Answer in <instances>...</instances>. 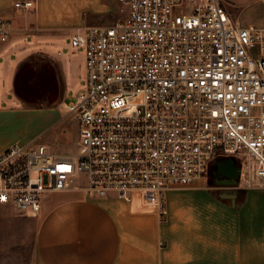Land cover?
Returning a JSON list of instances; mask_svg holds the SVG:
<instances>
[{"label":"built area","instance_id":"built-area-1","mask_svg":"<svg viewBox=\"0 0 264 264\" xmlns=\"http://www.w3.org/2000/svg\"><path fill=\"white\" fill-rule=\"evenodd\" d=\"M18 9L34 6L17 0ZM225 0H118L108 22L79 27L85 86L78 149L37 140L0 152V204L40 213L50 191L89 196L140 191L165 219V192L201 179L216 155L235 158L253 186L264 180V26L243 24ZM11 21L0 17V39ZM36 173V180H34Z\"/></svg>","mask_w":264,"mask_h":264},{"label":"crops","instance_id":"crops-1","mask_svg":"<svg viewBox=\"0 0 264 264\" xmlns=\"http://www.w3.org/2000/svg\"><path fill=\"white\" fill-rule=\"evenodd\" d=\"M16 1L0 0V17L11 21L8 39H0V152L33 140L49 146L46 137L58 127L63 142L64 112L76 100L65 99L79 75L63 49L54 47L59 37L107 20L118 5L33 0V7L18 9ZM41 40L44 46L37 44ZM28 85L38 94L25 92ZM218 156L201 179L166 190L165 219L140 191L132 200L113 191L89 196L86 175L80 186L48 192L36 216L0 204V264H264V180L250 187L239 175L234 182L221 171L230 156ZM19 220L33 223L31 247L12 238L10 225ZM17 249L27 253L11 256Z\"/></svg>","mask_w":264,"mask_h":264},{"label":"rangeland","instance_id":"rangeland-1","mask_svg":"<svg viewBox=\"0 0 264 264\" xmlns=\"http://www.w3.org/2000/svg\"><path fill=\"white\" fill-rule=\"evenodd\" d=\"M229 4L234 6L232 9L233 12L236 15L240 14V20L243 24H255L259 26H264V3H244V1L241 0H229ZM117 10V8H116ZM114 15L112 14L107 20L103 19L101 21H97L94 24L97 23H103L108 22L110 19H112ZM72 35H66L58 38L59 45L55 46V49H63L64 56L70 60V62L73 64V66L78 70L77 75H79L76 79V85L77 86H71L69 88L67 97L65 101L70 102L76 99L78 94L83 90L85 86V71L83 66V53L81 50H77L74 48H71L70 45V37ZM35 39L32 38L30 40V44L35 45ZM40 46H44L45 42L40 41ZM64 138L63 142H59V127L56 129H53L48 133L46 140L50 146V148L56 152L61 153H75L78 149V137H79V128L77 125V115L75 113H67L64 112ZM59 142V143H58ZM219 158L222 157L221 155L218 156ZM239 162V161H238ZM211 163V162H210ZM211 171L216 167L215 162L210 166ZM210 170V168H209ZM34 180H36V173H34ZM5 207H9L8 205H5ZM15 217L18 215L14 214ZM11 234L13 235L12 238H18L21 240V243H23L24 248L31 247L32 241H33V230L34 226L33 223L29 221H14L12 225H10ZM27 251L25 249H17L15 253L11 256H17V254H25ZM17 259L16 257H14ZM18 262H16L17 264ZM5 264V263H1Z\"/></svg>","mask_w":264,"mask_h":264},{"label":"water","instance_id":"water-1","mask_svg":"<svg viewBox=\"0 0 264 264\" xmlns=\"http://www.w3.org/2000/svg\"><path fill=\"white\" fill-rule=\"evenodd\" d=\"M236 159L233 157L227 158L225 160V165L221 168V171H228V176L234 178V182H236L237 177L240 175L241 166L235 164Z\"/></svg>","mask_w":264,"mask_h":264},{"label":"trees","instance_id":"trees-1","mask_svg":"<svg viewBox=\"0 0 264 264\" xmlns=\"http://www.w3.org/2000/svg\"><path fill=\"white\" fill-rule=\"evenodd\" d=\"M19 87V86H18ZM31 92L32 94H38V92H39V89H36L35 87L33 88V87H31V85H28L27 87H26V91L25 92ZM18 92H20V94H21V97L22 98H24L25 97V95H24V93H23V90L19 87V89H18Z\"/></svg>","mask_w":264,"mask_h":264}]
</instances>
